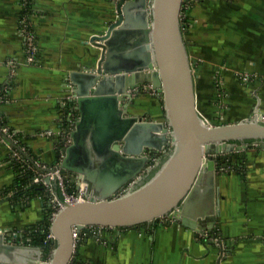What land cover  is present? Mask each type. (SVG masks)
Wrapping results in <instances>:
<instances>
[{
  "label": "crops",
  "instance_id": "obj_1",
  "mask_svg": "<svg viewBox=\"0 0 264 264\" xmlns=\"http://www.w3.org/2000/svg\"><path fill=\"white\" fill-rule=\"evenodd\" d=\"M116 3L31 0L39 51L36 61L28 63L21 31L26 13L23 0H0V91L5 89L8 98L0 103V115L48 166L61 159L64 151L59 144H64L73 120L70 73L96 69L102 49L92 37L104 34L118 18ZM191 3L184 7L189 22L180 21L200 115L215 125L264 116V0ZM135 97L130 113L165 121L162 98L155 91ZM46 130H52L51 136L42 134ZM232 142L242 148L225 154L228 170H219L216 176L212 234L207 223L198 224L197 230L178 220L170 222L168 217L122 229H88L76 239L72 260L84 264H264V149L255 141ZM9 160V148L0 139V232L4 233L39 222L50 211L44 196L21 202L12 198L16 173Z\"/></svg>",
  "mask_w": 264,
  "mask_h": 264
},
{
  "label": "water",
  "instance_id": "obj_2",
  "mask_svg": "<svg viewBox=\"0 0 264 264\" xmlns=\"http://www.w3.org/2000/svg\"><path fill=\"white\" fill-rule=\"evenodd\" d=\"M183 2L117 0L118 18L92 37L102 49L96 69L70 73L78 116L61 167L88 185L89 198L65 203L51 221L48 260L41 246L0 232V264H70L75 233L89 226L122 229L168 217L193 229L207 223L213 233L221 159L242 148L232 141L252 139L264 149V122L259 115L215 125L200 115L180 21ZM142 91L162 98L165 121L129 112ZM160 153L165 156L156 161Z\"/></svg>",
  "mask_w": 264,
  "mask_h": 264
},
{
  "label": "built area",
  "instance_id": "obj_3",
  "mask_svg": "<svg viewBox=\"0 0 264 264\" xmlns=\"http://www.w3.org/2000/svg\"><path fill=\"white\" fill-rule=\"evenodd\" d=\"M23 6L26 13L23 15L21 19V31L25 41L27 62L32 63L35 62L38 57L39 45L37 41V35L35 30L33 29L32 21L30 17L31 8H32L31 0H23ZM182 9L180 14L181 19H183L184 17L182 13ZM3 91H5V89H3L2 93L0 94V103L8 100V98L6 97ZM73 113H72L73 116L71 115L73 120H71L70 122L68 133L64 141V146L62 147L63 151L71 141L69 131L73 127L74 120L78 116L76 109H74ZM262 121L264 122V116H262ZM42 134L46 136H51L52 130H46ZM0 139L9 148L10 166L14 167V164H20V167H22L23 169L26 170L30 169L31 171L34 172L31 183L38 184L45 188L46 201L48 202V205L50 207V211H49L50 223L57 215L59 210L64 207L65 203L84 201L89 198L90 191L88 185L84 182H79L77 177H73L70 173L64 172L61 167V159L55 165L48 166L45 163H42L39 159L34 158L27 144L23 141L21 137H19L18 133H16L15 130H13L9 125H7V123H5L1 115H0ZM155 160H157V158ZM219 170L225 171L228 170V168L227 166H224V164H220ZM132 184L133 183L131 182L129 186H131ZM95 228L101 229L107 227H101V226L88 227V229H95ZM75 236L76 239L79 237V235L77 236L76 233ZM48 237L53 241L54 236L51 231L49 232ZM27 241L24 243L27 244L28 243ZM17 243L24 244L23 242H17ZM72 261L73 260H71L70 264L72 263Z\"/></svg>",
  "mask_w": 264,
  "mask_h": 264
},
{
  "label": "trees",
  "instance_id": "obj_4",
  "mask_svg": "<svg viewBox=\"0 0 264 264\" xmlns=\"http://www.w3.org/2000/svg\"><path fill=\"white\" fill-rule=\"evenodd\" d=\"M191 2H192V0H185L183 2V6L185 4L186 6H184V7H191L192 6ZM184 7L182 9L183 16H184L183 22H184V24H186L187 22H189V15L188 16L186 15V12H188V9L186 10V9H184ZM1 93H2V91H0V94ZM19 137H21V135H19ZM246 141L251 143L254 140L251 139V140H246ZM63 146H64L63 143L59 144L60 149ZM59 154H61V151L59 152ZM32 155L34 158L35 157L38 158L34 154H32ZM224 160H225V157H223L221 159L220 164H224L225 163ZM13 168H14L15 173H16V182H15V185H13L11 189L14 190V192H15L13 194L12 198H14L16 202H21L24 199L33 198L36 195H39L42 197L44 196V198H46L45 188L38 185V184L31 183L32 176L34 174L33 171H31L30 169H27V170L23 169L22 167H20V164H14ZM156 170L157 169H154L153 171H151V173H149L147 175L145 180H148L150 177H152L154 175V173L156 172ZM49 216H50V214L48 212L43 217V219L41 221H39L38 223H35L32 227L26 228V232L22 234V238H24V239H27L29 237L31 238L30 241H27L29 244L39 245L43 248L44 256L46 257V259L50 258L52 250L54 248V242L51 239H49V237H48V234L50 232ZM71 264H84V262L75 259L72 261Z\"/></svg>",
  "mask_w": 264,
  "mask_h": 264
},
{
  "label": "rangeland",
  "instance_id": "obj_5",
  "mask_svg": "<svg viewBox=\"0 0 264 264\" xmlns=\"http://www.w3.org/2000/svg\"><path fill=\"white\" fill-rule=\"evenodd\" d=\"M184 6H186L185 4H184ZM184 6H182V7H184ZM189 18H190V16H189ZM219 81V80H218ZM218 87V86H217ZM137 94H135L133 97H134V100H135V96H136ZM134 102V101H133ZM161 105L162 106H164L163 105V100H161ZM144 117L145 118H149V116H148V114L147 113H145L144 114ZM164 118V117H163ZM166 118V117H165ZM157 157H155L154 159H156ZM13 168V167H12ZM14 169V168H13ZM15 200V199H14ZM36 223H38V222H36ZM35 223H32V224H30L29 226L27 225V226H23L22 228H21V230H17V231H15V232H9V233H5L6 234V237L7 238H9L10 240H11V238H13V240L15 241V242H26L27 240H31V238L29 237V238H27V239H24V238H22V235H20L21 233H25L26 232V228H28V227H32L33 225H34ZM17 234V235H13V234ZM16 240H18V241H16ZM43 255H44V252H43ZM49 259V258H48ZM47 259V260H48Z\"/></svg>",
  "mask_w": 264,
  "mask_h": 264
},
{
  "label": "flooded vegetation",
  "instance_id": "obj_6",
  "mask_svg": "<svg viewBox=\"0 0 264 264\" xmlns=\"http://www.w3.org/2000/svg\"><path fill=\"white\" fill-rule=\"evenodd\" d=\"M144 92H145V91H144ZM160 155H161L163 158H164V156H165L163 153H160V154L158 155V157H157V160H156V161H158V159H159ZM163 158H161L160 160H162ZM155 163H157V162H155ZM149 173H151V172H149ZM149 173H148V174H149ZM148 174H147V175H148Z\"/></svg>",
  "mask_w": 264,
  "mask_h": 264
}]
</instances>
